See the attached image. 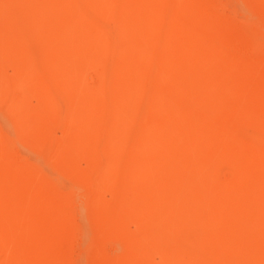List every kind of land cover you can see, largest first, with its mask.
Here are the masks:
<instances>
[{
  "label": "bare ground",
  "instance_id": "obj_1",
  "mask_svg": "<svg viewBox=\"0 0 264 264\" xmlns=\"http://www.w3.org/2000/svg\"><path fill=\"white\" fill-rule=\"evenodd\" d=\"M262 27L264 0H0V264H264Z\"/></svg>",
  "mask_w": 264,
  "mask_h": 264
},
{
  "label": "rangeland",
  "instance_id": "obj_2",
  "mask_svg": "<svg viewBox=\"0 0 264 264\" xmlns=\"http://www.w3.org/2000/svg\"><path fill=\"white\" fill-rule=\"evenodd\" d=\"M228 7H225L227 10ZM264 28V27H262ZM262 34L261 36H264V29L260 31ZM6 137L8 138V141L15 144L17 143L16 135L13 133L12 129L4 126ZM37 165L44 170L46 175L50 177L52 180L56 181L58 185L61 187V189L64 192L71 193L74 198L85 202L88 201L92 195V192L86 188L81 183H69L66 182L61 174L56 173L52 167L51 164L47 162V164L37 163ZM108 197V194L106 195ZM83 214L80 215L79 219L82 220ZM80 222V221H79Z\"/></svg>",
  "mask_w": 264,
  "mask_h": 264
}]
</instances>
